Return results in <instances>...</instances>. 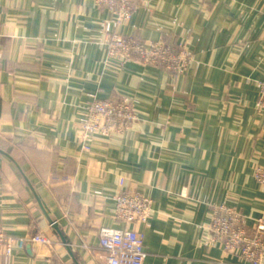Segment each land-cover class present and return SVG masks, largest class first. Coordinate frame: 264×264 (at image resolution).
Wrapping results in <instances>:
<instances>
[{"label": "crops", "instance_id": "1", "mask_svg": "<svg viewBox=\"0 0 264 264\" xmlns=\"http://www.w3.org/2000/svg\"><path fill=\"white\" fill-rule=\"evenodd\" d=\"M111 18L93 0H0V141L21 155L0 153V227L52 240L0 264H104L100 231L121 226L144 232L143 264H240L209 228L222 203L250 232L264 219V0H136L118 31L180 47L181 72L111 58ZM92 96L128 102L130 129L85 134ZM121 191L151 199L146 225L117 217Z\"/></svg>", "mask_w": 264, "mask_h": 264}, {"label": "built area", "instance_id": "2", "mask_svg": "<svg viewBox=\"0 0 264 264\" xmlns=\"http://www.w3.org/2000/svg\"><path fill=\"white\" fill-rule=\"evenodd\" d=\"M105 5L112 13L104 30L107 36L104 45L108 55L120 64L127 62L150 63L181 72L186 68L188 55L180 47L158 40L141 41L132 33L118 31L136 7V0H93ZM259 109L264 112V82L260 84ZM131 105L124 101H113L90 97L85 115L79 119V128L85 134L109 136L124 134L135 119ZM254 177L264 183V160L256 164ZM116 215L123 224L129 222L148 223L151 211L149 197L121 191L114 197ZM210 240L226 251L238 250L240 264H264V219L258 218L252 231H248L241 213L229 203L214 206L210 223ZM52 240L42 232L26 231L14 235L0 227V248L6 254L22 249L26 244L51 245ZM99 245L105 251L104 264H143L146 256L145 235L142 230L121 226L103 228Z\"/></svg>", "mask_w": 264, "mask_h": 264}, {"label": "water", "instance_id": "3", "mask_svg": "<svg viewBox=\"0 0 264 264\" xmlns=\"http://www.w3.org/2000/svg\"><path fill=\"white\" fill-rule=\"evenodd\" d=\"M0 153L6 155V156L9 157L14 163H16V161L11 157V155L8 154L6 151H4V150L1 149V148H0ZM16 164H17V163H16ZM17 165H18V164H17ZM46 216H47L48 220L50 221V224H51L55 229H58V227H57V225L54 223V221H53L52 219H50V218L48 217L47 214H46ZM63 240H64V238H63Z\"/></svg>", "mask_w": 264, "mask_h": 264}, {"label": "trees", "instance_id": "4", "mask_svg": "<svg viewBox=\"0 0 264 264\" xmlns=\"http://www.w3.org/2000/svg\"><path fill=\"white\" fill-rule=\"evenodd\" d=\"M1 142V141H0ZM2 143V142H1ZM1 149H3L4 150V147H3V145H2V147H0ZM4 151H6L8 154H10L11 155V157L16 161V163L18 164H20L21 162H20V158L14 153V152H12V151H10L9 149L7 150V149H5Z\"/></svg>", "mask_w": 264, "mask_h": 264}, {"label": "rangeland", "instance_id": "5", "mask_svg": "<svg viewBox=\"0 0 264 264\" xmlns=\"http://www.w3.org/2000/svg\"><path fill=\"white\" fill-rule=\"evenodd\" d=\"M2 144H3L4 150L5 149H7V150L9 149L10 151L14 152L18 157L21 156L20 152L14 151L15 149L10 144L7 145V142L2 141Z\"/></svg>", "mask_w": 264, "mask_h": 264}]
</instances>
